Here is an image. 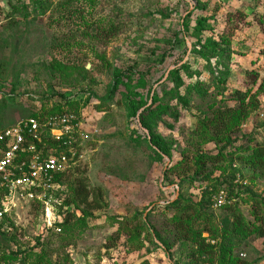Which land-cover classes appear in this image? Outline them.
Segmentation results:
<instances>
[{
  "label": "rangeland",
  "instance_id": "1",
  "mask_svg": "<svg viewBox=\"0 0 264 264\" xmlns=\"http://www.w3.org/2000/svg\"><path fill=\"white\" fill-rule=\"evenodd\" d=\"M262 99L264 0H0V127L82 119L52 205L0 224V264H264V172L244 159Z\"/></svg>",
  "mask_w": 264,
  "mask_h": 264
},
{
  "label": "built area",
  "instance_id": "2",
  "mask_svg": "<svg viewBox=\"0 0 264 264\" xmlns=\"http://www.w3.org/2000/svg\"><path fill=\"white\" fill-rule=\"evenodd\" d=\"M256 114L264 120V99ZM81 122L79 114L64 111L0 127V222L24 205H42L45 211L52 205L55 193L63 189V179L58 182L59 178L78 162ZM208 200L214 209L230 203L225 189H219ZM54 218L47 227L60 233L53 227L59 218Z\"/></svg>",
  "mask_w": 264,
  "mask_h": 264
},
{
  "label": "trees",
  "instance_id": "3",
  "mask_svg": "<svg viewBox=\"0 0 264 264\" xmlns=\"http://www.w3.org/2000/svg\"><path fill=\"white\" fill-rule=\"evenodd\" d=\"M120 77H121V74H118L117 75V83L119 82L118 80L120 79ZM63 109H62V106L60 107V106H58V107H53L51 110H49L48 112H45L43 109H41V111L40 112H33V113H31V114H29L27 117H44V116H48V115H59V114H61V113H63L64 111H62ZM65 112H68V113H73V114H75V115H78V112H76V111H74V109H67V110H65ZM26 117V118H27ZM2 127V126H1ZM57 149V151L59 150V152L61 151V149L60 148H56ZM247 150H249L248 152V154L244 157V159H245V161L247 162V164L250 166V167H252V168H254V169H258V170H260V171H263L264 172V146H259V147H256V148H253V147H249V149H247ZM79 152V151H78ZM62 179H65V176L62 178V177H60L59 178V180H58V182L60 181V180H62ZM63 181H65V180H63ZM62 181V182H63ZM84 190H86V186L83 184V183H80L79 185H78V188L77 189H75V192H77V191H81V194H78L77 195V193H76V195H77V197H81L82 196V202L83 203H87V198H88V193L86 194V192L84 191ZM228 194V193H227ZM212 195V193H210L209 194V196H208V199H209V197ZM256 200V206H257V208H259L258 210V213H259V221H260V225H259V227L257 228V230H258V232H259V236L260 237H264V210H263V207H264V205H263V207L261 208L260 206H261V204H263V201L261 200V198H258V199H255ZM259 200V201H258ZM173 203H176V201H174ZM226 207V206H225ZM58 213H59V215H58ZM69 212H64V211H62L61 210V208H60V206H59V209H58V211H57V217L59 218V222H58V224H60L61 223V219H60V217L59 216H61L62 217V215L64 216V218L66 217V215L68 214ZM7 218H4L3 220H2V222H4L5 220H6ZM236 222H237V224L242 228V229H244V230H248V231H251V227L248 229V223H246V221H245V219L244 218H242L241 216H238L236 219H234ZM2 222H0V224L2 223ZM57 228H59V227H57ZM60 231H61V229H60Z\"/></svg>",
  "mask_w": 264,
  "mask_h": 264
}]
</instances>
